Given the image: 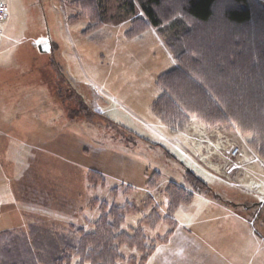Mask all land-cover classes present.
<instances>
[{
	"label": "rangeland",
	"instance_id": "374dc122",
	"mask_svg": "<svg viewBox=\"0 0 264 264\" xmlns=\"http://www.w3.org/2000/svg\"><path fill=\"white\" fill-rule=\"evenodd\" d=\"M72 1L4 0L0 232L63 245L60 235L70 236L72 224L92 229L99 201H107L138 208L121 230L139 227L155 242L146 264H264V166L248 137L194 118L169 129L151 104L177 47L155 27L128 38L131 19L117 0L101 1L104 23L85 35L89 20L70 21L79 13ZM45 42L54 47L41 53ZM235 148L240 167L230 170ZM188 171L211 191L179 207L173 228L164 220L165 190L175 182L193 191ZM91 172L103 181H90ZM156 206L160 220L152 228L144 220Z\"/></svg>",
	"mask_w": 264,
	"mask_h": 264
},
{
	"label": "trees",
	"instance_id": "16d2710c",
	"mask_svg": "<svg viewBox=\"0 0 264 264\" xmlns=\"http://www.w3.org/2000/svg\"><path fill=\"white\" fill-rule=\"evenodd\" d=\"M101 1H72L79 13L70 21L89 20L83 34L103 25L106 7ZM117 1L131 19L128 38L155 27L177 47L175 66L159 76L161 94L151 104L161 121L173 131L184 129L193 118L210 129L235 128L248 137L251 152L264 162V5L259 0H135L137 5L134 0ZM153 176L150 188L156 186L159 173ZM94 177L103 181L102 175L91 172L90 181ZM186 179L193 191L175 182L165 190L164 220L173 228L179 207L191 205L195 194L211 191L191 171ZM99 202L100 214L92 229L72 224V234L59 237L63 245L55 240L39 246L34 235L21 230L0 232V264H146L155 242L139 227L121 230L126 214L138 208ZM157 213L156 206L144 222L153 228L160 220ZM30 250L43 256H33Z\"/></svg>",
	"mask_w": 264,
	"mask_h": 264
},
{
	"label": "built area",
	"instance_id": "2783aa9c",
	"mask_svg": "<svg viewBox=\"0 0 264 264\" xmlns=\"http://www.w3.org/2000/svg\"><path fill=\"white\" fill-rule=\"evenodd\" d=\"M6 17V7H5V3H4V0H0V36H1V33H2V29H1V24L3 22V20L5 19ZM238 148H235L233 151H232V154L233 155H238Z\"/></svg>",
	"mask_w": 264,
	"mask_h": 264
},
{
	"label": "water",
	"instance_id": "95a60500",
	"mask_svg": "<svg viewBox=\"0 0 264 264\" xmlns=\"http://www.w3.org/2000/svg\"><path fill=\"white\" fill-rule=\"evenodd\" d=\"M39 51L41 53H48L50 51V44L47 42L40 44Z\"/></svg>",
	"mask_w": 264,
	"mask_h": 264
},
{
	"label": "crops",
	"instance_id": "0c3cea01",
	"mask_svg": "<svg viewBox=\"0 0 264 264\" xmlns=\"http://www.w3.org/2000/svg\"><path fill=\"white\" fill-rule=\"evenodd\" d=\"M251 152V151H250ZM18 154H19V151L17 152ZM252 153V152H251ZM241 154V152L237 155V156H231V159H232V161H233V164L231 165V168H230V170H233V169H235V168H238V167H240V164H238L237 162H234V160L236 159V158H238V156ZM255 160H256V158H254ZM256 161H258V160H256ZM233 167V168H232Z\"/></svg>",
	"mask_w": 264,
	"mask_h": 264
}]
</instances>
